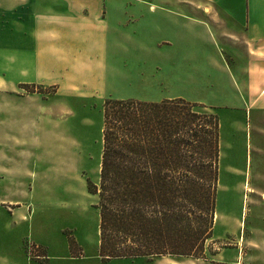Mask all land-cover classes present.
Instances as JSON below:
<instances>
[{
	"label": "crops",
	"instance_id": "crops-1",
	"mask_svg": "<svg viewBox=\"0 0 264 264\" xmlns=\"http://www.w3.org/2000/svg\"><path fill=\"white\" fill-rule=\"evenodd\" d=\"M1 74L0 93L5 97L0 105L38 99L18 94L20 86L58 91L65 82L93 80L110 83L119 100L181 99L219 117L228 111L232 133L238 131L239 121L255 113L258 135L264 137L259 126L264 123V0H0ZM5 149L12 148H0L4 173ZM5 201L0 200L4 214L28 222L30 210L27 214L18 201L11 207ZM216 239L212 235L211 240ZM79 243V255L71 254L67 242L32 243L30 249L21 242L3 244L0 249L6 253L0 255V264L121 260L247 264L248 260L236 244L204 259L165 256L101 263L98 240L91 257Z\"/></svg>",
	"mask_w": 264,
	"mask_h": 264
},
{
	"label": "rangeland",
	"instance_id": "rangeland-1",
	"mask_svg": "<svg viewBox=\"0 0 264 264\" xmlns=\"http://www.w3.org/2000/svg\"><path fill=\"white\" fill-rule=\"evenodd\" d=\"M109 84L70 81L58 91L20 86L18 94L38 99L0 105V148H12L1 155L5 157L1 168L7 172L0 170V200L10 207L18 201L27 214L31 211L24 222L0 207V245L21 242L30 249L32 243L45 246L72 240V255L81 253L78 241L85 245L87 256H93L98 240L97 197L89 194L88 184L98 185L102 106L108 99L119 100ZM195 111L214 114L202 108ZM254 114L239 121L235 133L230 131L228 111L216 115L219 157L212 235L221 238L211 240V236L204 243L203 258L237 244L247 264H264V137L258 135ZM259 126L263 135L264 123ZM5 224L14 227L5 229ZM5 253L0 249V255Z\"/></svg>",
	"mask_w": 264,
	"mask_h": 264
},
{
	"label": "trees",
	"instance_id": "trees-1",
	"mask_svg": "<svg viewBox=\"0 0 264 264\" xmlns=\"http://www.w3.org/2000/svg\"><path fill=\"white\" fill-rule=\"evenodd\" d=\"M197 108L205 109L181 99L104 102L98 185L88 184L97 197L101 263L204 259L215 214L219 121ZM68 245L72 252L74 241Z\"/></svg>",
	"mask_w": 264,
	"mask_h": 264
}]
</instances>
